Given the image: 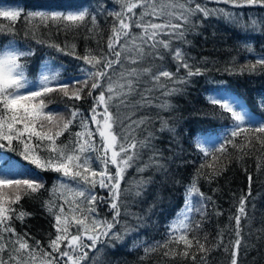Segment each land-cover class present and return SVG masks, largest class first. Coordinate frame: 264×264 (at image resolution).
Returning a JSON list of instances; mask_svg holds the SVG:
<instances>
[{"label":"snow or ice","instance_id":"6c2138e0","mask_svg":"<svg viewBox=\"0 0 264 264\" xmlns=\"http://www.w3.org/2000/svg\"><path fill=\"white\" fill-rule=\"evenodd\" d=\"M120 4L118 11L110 12L116 22L111 27V35L107 38V52L101 50L96 55L88 50L85 55L76 56L89 67L81 69L84 78L77 80L78 87L59 83L60 71L45 65L40 72L38 81H30L26 73V58L34 55L31 49H23L15 39L0 44V149L17 151L14 142L20 146L19 155L29 164L42 171L60 173L75 182V186L61 180L51 189V198L44 202L46 211L53 217L55 235L48 241L47 251L39 240L29 243L28 233L20 234L16 231L13 219L24 222L30 213L17 210L18 204L25 196L32 197L43 189L44 185L36 177L26 173H17L14 165L0 168V264H83L88 260L89 251L96 248L97 243H103L102 238L121 240L119 232L113 229L119 224L121 216V196L127 194V189H121V182L129 168L140 158L143 149L151 147L152 133L143 139L136 138V130L146 123L142 118L133 121L121 132L115 129L122 125L119 118L121 106H129V98L136 94L137 86L147 76L155 87L165 89L164 96H170L181 89L166 88L161 83V77L173 81L174 84L184 85L188 78L202 75L200 68H194L188 62L181 47L172 48L173 40L188 43L186 33L195 28L193 17L197 14L207 19L210 15H222L225 19H233L235 14L225 9H208L202 7L195 0H117ZM217 3L229 4L234 8L260 5L264 7V0H216ZM193 4L195 5L193 7ZM139 8L137 13L135 9ZM24 14L21 8H0V18L11 22H0V35L15 36V23ZM25 15L26 33L36 37L40 28L56 27L65 32L87 27L90 20L89 33L95 34L98 28L96 15L88 8L65 11H29ZM151 17V19H146ZM159 20L160 22H154ZM253 25L256 21H252ZM140 29L139 33L132 31ZM167 36L168 39L162 37ZM43 41L37 40V43ZM57 51L76 55L75 45H71V53L57 44H49ZM248 51L253 49L247 46ZM163 49L172 53L177 63V72L181 68L186 70V77H176L167 70H159L153 74L152 67H143L145 60L151 57L163 59L160 51ZM119 65V71L116 66ZM258 66H264V56L244 66L249 71H255ZM243 71V68L241 69ZM85 89L87 97L92 99L89 118L76 107L70 106L68 114L45 111L49 101L45 99L49 94L62 93L69 101H81ZM99 89L98 94L94 95ZM153 89H145L136 105L151 104L150 93ZM209 102L218 105L223 112L230 114L233 121L230 135L214 150L203 147L197 142L199 150L205 157L211 156L212 163L202 164L201 169H210L207 173L198 171L197 179L203 175L209 182L222 173L225 166L222 159L228 155L227 146L231 145L242 156L248 155L245 148L253 147V141L264 149V121H255L242 108L238 110L234 103L210 98ZM133 107L135 105H132ZM159 107H170L167 101ZM111 108H116L114 114ZM102 109V110H100ZM79 121V131L70 132L72 125ZM133 124L135 127H133ZM167 127L165 122L161 130ZM69 132L67 142H59V138ZM99 137V143L96 137ZM241 138L240 143L236 141ZM47 153V155H42ZM219 153L220 155H217ZM99 162L100 168L93 166ZM155 165L162 167L156 160V154L149 157L148 162L137 171L144 172ZM114 168L113 173L110 169ZM197 179L186 189L184 209L178 213L176 219L169 225L168 239L152 248H145V252H155L157 249H167L164 256H181L196 260V253H204L201 260L205 261L207 254L223 245L225 252L231 246L230 264H238L239 250L243 241L241 220L246 217L245 204L247 196L239 198L237 214L230 217L235 221L233 229L235 239L224 241L223 230L218 234L217 243L212 248L206 247L207 236L203 242L198 235H191L201 229V221L195 220L193 214L206 216L205 197L200 191ZM251 176L249 182L251 183ZM147 181H140L136 196L141 194L139 188ZM107 190V198L97 194L95 189ZM251 195L249 187L248 196ZM193 197H198L193 200ZM100 203H107L112 212L111 221L101 219L97 212ZM217 215L222 213L217 212ZM75 228V231H73ZM90 243H87V242ZM183 245L178 251L170 245ZM11 246V248L9 247ZM195 247L196 252L190 251ZM7 253V258H5ZM26 254V255H24Z\"/></svg>","mask_w":264,"mask_h":264},{"label":"trees","instance_id":"16d2710c","mask_svg":"<svg viewBox=\"0 0 264 264\" xmlns=\"http://www.w3.org/2000/svg\"><path fill=\"white\" fill-rule=\"evenodd\" d=\"M202 7L208 9H225L235 16L225 19L222 15H210L205 19L202 14L193 17L196 25L185 35L188 43L173 40L172 48L181 47L188 62L194 68H200L202 75L188 78L184 85L174 84L173 81L161 77V83L166 88L177 87L181 90L173 95L164 96L165 89L155 87L153 82L145 76L137 86L135 95L129 98V106H121L119 118L122 125L116 127L117 132L127 128L133 121L142 118L146 123L136 130V138L143 139L152 133L151 147L141 150L140 158L127 170L121 182V189H127V194L121 196V216L119 224L113 232H119L121 240L102 238L103 243H97L96 248L89 251L88 260L83 264H205L201 260L204 253H196V260L190 257L164 256L167 249H157L155 252H145V248H152L167 241L169 225L176 219L178 213L184 209L186 189L197 179L198 171L207 173V167L201 169L202 164L212 163L211 156L205 157L199 150L197 142L208 149L219 147L225 137L230 135L233 121L230 114L223 112L218 105L209 102L206 96L218 94L235 98L242 102L245 111L255 121H264V66H258L255 71L244 68L264 56V7L260 5L234 8L229 4L217 3L216 0H195ZM195 5L193 4V7ZM0 8H21L26 14L29 11H65L88 8L96 15L97 31L89 33L91 22L87 27L65 32L56 27L40 28L33 38L26 33L25 15L15 23L16 34L0 35V44L15 39L23 49H31L34 55L26 58V73L30 81H38L41 69L48 65L53 70H59V83L78 87L77 80L84 78L80 71L89 66L76 56H83L88 50L100 55L101 50L107 52V38L111 35V27L116 22L110 12L118 11L120 4L117 0H0ZM137 13L140 9H135ZM146 19H151L148 17ZM256 24L253 25L252 21ZM0 22L9 24L11 22ZM154 22H160L159 20ZM139 33L140 29L133 28ZM168 39L167 36L162 37ZM37 40L43 41L37 43ZM49 44H57L71 53V45H75V53L65 54L57 51ZM247 46L253 51L249 52ZM163 59L147 58L143 67H152L153 74L159 70H167L176 77H186V70L181 68L177 72V63L172 53L160 49ZM119 65L116 66L119 71ZM243 68V71L241 69ZM153 89L150 93L151 104L141 106L135 102L141 99L145 89ZM85 89L81 101H69L62 93L49 94L45 99L49 101L45 111L68 114V108L74 106L89 118L92 99L87 97ZM99 92V89H98ZM95 92L94 95L98 94ZM145 95H149L145 93ZM167 101L169 108L159 105ZM132 105H135L134 107ZM102 110V109H100ZM116 114L117 109L111 108ZM167 127L161 130L162 125ZM133 127L135 125L133 124ZM79 121L75 122L70 132L79 131ZM69 132L59 138V142L70 139ZM220 138V141L217 139ZM217 139V140H216ZM99 143V137H96ZM216 140V142H214ZM238 138L236 143H240ZM253 147L245 148L248 155H241L231 145L227 146L228 155L222 159L225 166L222 173L215 176L211 182L201 175L197 179L200 191L206 200V216L195 215V220L201 221L202 227L191 235H198L203 242L207 236L206 247L212 248L217 243L218 234L223 230L224 241L235 239V221L229 218L237 214L239 198L247 196L245 211L246 217L241 220L243 241L239 250L238 264H264V149L253 141ZM17 151L0 149V168L14 165L17 173H26L43 182V189L32 197L25 196L14 205L17 210L30 213L24 222L13 219L12 223L20 234L28 233L29 243L39 240L47 251L48 241L55 235L53 227L55 221L46 211L44 202L51 198L53 186L63 180L75 186V182L60 173L42 171L25 161L19 155L20 146L14 142ZM156 154V160L162 167L155 165L144 172L137 169L148 162L149 157ZM47 155V153H42ZM217 155H220L217 153ZM93 166L99 169V162ZM113 173L114 168L110 169ZM251 176V183L249 182ZM140 181H147L139 188L141 194L135 195ZM249 187L251 195L248 196ZM98 195L107 198V190L95 189ZM195 200L198 197H194ZM97 212L101 219L111 221L112 212L107 203H100ZM220 212L221 215L216 213ZM75 231V228H73ZM87 242V241H86ZM90 243V242H87ZM11 248V246H9ZM183 250V245H170ZM231 246L229 251L223 250V245L213 248L206 257V264H230ZM196 252L195 247L190 251ZM7 258V253L4 254ZM26 255V254H24Z\"/></svg>","mask_w":264,"mask_h":264},{"label":"rangeland","instance_id":"374dc122","mask_svg":"<svg viewBox=\"0 0 264 264\" xmlns=\"http://www.w3.org/2000/svg\"><path fill=\"white\" fill-rule=\"evenodd\" d=\"M96 92H98V89L96 90ZM206 97L208 99H210L211 94H208ZM212 98H217V99H220L221 101H227L229 103H234L237 106L238 110L242 108L245 111L244 105L242 104V102L235 99V98H231L228 96H222V95H218V94L212 95ZM217 139L220 141V138H217ZM216 140L214 142H216ZM103 190H106V189H103ZM193 200L195 201L194 197H193ZM195 215H196V213L193 214L194 218H195Z\"/></svg>","mask_w":264,"mask_h":264}]
</instances>
